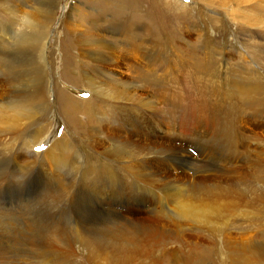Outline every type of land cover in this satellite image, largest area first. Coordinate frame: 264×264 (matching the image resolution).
<instances>
[{"label": "rangeland", "instance_id": "rangeland-1", "mask_svg": "<svg viewBox=\"0 0 264 264\" xmlns=\"http://www.w3.org/2000/svg\"><path fill=\"white\" fill-rule=\"evenodd\" d=\"M39 1L0 0L15 6L20 16L29 15L34 20L45 22L46 19L36 11ZM107 1L60 0L50 28L46 56L56 68L54 77L58 79L61 90L79 100L92 102L90 93L81 91L84 88L80 78L84 71H80L78 65L84 59L79 54L80 37L105 38L112 41L118 52L124 53L127 49V56H122L121 62L111 67L113 74L128 86H140L135 91L141 98L158 99L165 104L164 98L169 96L171 113L174 111L177 115L173 112L170 119H161L164 122L162 126L144 116L147 113L143 109L136 108L139 111L125 114V118L132 120L126 126L118 122L121 125L116 126L118 131L109 129L108 125L112 127L115 123L108 118L98 115L94 118L104 130L125 136L124 129H131L130 125L137 123L132 139L139 137L141 141L159 144L178 157L177 162L171 161L167 167L159 160L150 164L152 168L156 165L155 170H162V175L168 173V176H160L161 180L157 178L161 182L153 180L152 184L159 190H163L166 184V187L173 186L175 195L160 200L156 192L143 193L137 202L132 201L127 207H86L84 211L67 205L46 207L41 194L49 191L50 187L46 184V190L39 188L43 184L38 180V173L28 176L22 180V187L29 207H16L9 202L0 204V264H39L40 256L47 260L55 259L56 256L48 255L42 244L46 227L107 225L116 223L115 220L121 224L124 222L122 225L138 222L135 227H144L151 233L156 230L155 235L152 233L153 241L147 245L150 249L146 246V254L159 251L153 253L155 256L152 258L148 256L149 259H144L146 254L145 257L138 254L141 260L137 257L135 264H175L173 253L191 255L189 264H197L202 258L204 264L247 263L256 258L257 249L264 247V202L254 194L262 183L251 164L259 158L264 163V148L254 145L258 142L264 144V0H140L152 8L149 13L145 5L137 9L117 10L126 12L132 23L147 22L148 30L156 35L154 40L167 62L156 71L159 81L155 86L158 90H152L149 82L142 81L148 71L147 62L134 56L133 48L144 47L145 41H136L135 46L128 45L125 36L124 41L117 34L97 30L94 17ZM133 14L137 20L131 16ZM0 16L8 20L1 11ZM23 27L21 24L18 27L20 35L28 31ZM51 53H54L53 57ZM61 60L68 64L64 70ZM48 72H51L50 110L41 121L47 124L52 120L54 128L50 133L59 136L65 132L66 126L55 102L56 79L50 64ZM138 74L141 79L136 77ZM239 84L244 86L251 104L246 105L238 97L243 89L235 88ZM110 111L105 109L102 112L107 117ZM225 124H230L229 134L232 135L229 138L220 133H225ZM68 136L73 138L71 131ZM78 143L83 154L89 155L85 144ZM236 145L243 150L242 159L235 156ZM37 151L35 148L34 152ZM23 153L21 151L19 160L25 162L29 157ZM91 157L99 158L97 163H101L100 155ZM166 180L172 181L171 184ZM13 193V190L3 187L0 201L9 200ZM151 222L157 223L153 225ZM155 258L158 259L153 262ZM258 260L263 262L264 257L258 256Z\"/></svg>", "mask_w": 264, "mask_h": 264}, {"label": "bare ground", "instance_id": "bare-ground-1", "mask_svg": "<svg viewBox=\"0 0 264 264\" xmlns=\"http://www.w3.org/2000/svg\"><path fill=\"white\" fill-rule=\"evenodd\" d=\"M59 2L60 0L39 1L40 4L36 11L46 19L45 22L34 20L29 15L20 16V11L11 3L0 2V11L5 13L8 19L5 21L0 16V190L5 187L9 191H14L9 200L0 201V204L9 202L16 207H29L28 200L24 195L22 180L37 173L38 180L43 184V187L39 188L46 190V184L50 187L49 191L41 194L46 207L67 205V207H79L80 211H84L86 207H127L129 204L137 202L141 194L148 193L149 195L152 192H156L157 198L160 200L171 198L175 195L173 186L166 187L167 184L164 183L166 184L164 189L159 190L158 186L152 184L153 180L158 182L161 180L160 176H168V173L162 175V170H155L156 165L152 168L153 165L150 164L153 160H159L161 165L167 167L171 161L177 162L178 157L172 155L171 151L166 148H161L159 144L141 141L138 139L139 137L137 140L132 139L133 131L138 127L137 123L131 124L129 130L124 129L126 136L119 133L113 134L114 132L111 133V131H118L116 126L121 127L119 121L123 122L125 126L132 121L130 118H125V114L129 111L131 113L139 111L135 110L136 108L143 109L147 113L144 116H148L156 124L163 126L164 122L161 119H170L174 112L171 113L170 110L172 101L169 96H165V104L161 103L162 100L160 102L158 99L150 101L141 98L135 91L140 86L136 87L134 84L128 86L119 80L113 74L111 67L117 66L121 62L122 56H127V49L124 53L120 50L118 52L111 43L112 41L109 42L105 38L96 36L94 38L83 36L79 41V45H81L80 58L84 59L83 63L78 65V69L84 71V75L80 78L83 82L82 88H84L81 91L89 92L91 95L89 99L92 102L79 100L69 93H64L58 85V79L54 77L56 68L54 69L53 63L49 62V58L46 56L49 32ZM121 2L107 1L106 6L101 8L97 16L94 17V24L100 32L117 34L122 40L125 36L128 45L134 44L135 46L136 41L140 40L146 42L144 47L140 45L141 47L133 48L134 56L147 62L145 65H147L148 71L142 81L149 82V87L152 90H158L155 86L159 81L156 71L167 62L162 55L161 47L154 40L156 35L152 34L153 31L148 30L147 22L132 23L126 12H116L126 8L137 9V7L145 5L149 13L152 8L140 0H122ZM131 16L137 20L136 14ZM20 24L24 25L23 30H28L24 32L25 35H20L21 31H18ZM129 36H131L130 39ZM53 54L51 53L52 57ZM49 64L52 75L56 79L54 81L55 102L66 126L65 132L59 136L50 133V129L54 128L52 120L47 124L41 121L50 110L48 98L51 72H48ZM61 65L63 70L68 67L65 60H61ZM86 67H89V70L86 71ZM136 77L141 79L139 74ZM235 88H243L238 97L244 103L246 102V105L251 104L244 86L239 84ZM105 109L109 111L112 109L107 117L102 112ZM174 113L176 114V112ZM94 115L113 121L114 126L108 125L112 130H104L103 125L94 118ZM83 121L88 124H84ZM169 124L171 123L169 122ZM230 129V124L229 126L225 124L223 127L225 133H220L229 138L232 135L229 134ZM70 131L73 138L68 136ZM78 141L85 144L89 155L83 154ZM254 145H258L257 148H264V144L260 145L259 142ZM35 148H38L37 153L34 152ZM21 151L29 157L25 162L19 160L22 157ZM97 154L100 155V164L97 163L99 158L91 157ZM243 155V150L239 148V145H236L235 156L242 159ZM260 160L259 158L252 163L251 169L255 173H259L258 179L263 187L258 188L254 194L264 202V163ZM163 179L162 183L165 180ZM170 182L172 181L167 183ZM160 186L163 185L160 184ZM37 196L39 195L37 194ZM152 196L154 197V195ZM154 213V215L157 214L156 211ZM115 221L116 223L107 225L84 224L78 226L77 224L76 227L70 225L46 227L42 244L48 255L56 257L47 260L40 256L41 264L137 263L138 254L145 257L146 248L150 249V246L147 245L153 241L156 230L155 233L152 232L153 235L150 230L144 227H135V225H139L138 222L135 225L133 223L122 225L124 222L121 224L120 221L118 224V220ZM156 223L151 222L153 225ZM151 224L150 228H152ZM151 246L153 249V245ZM157 250L147 252L152 254H146L144 259L148 256L154 257L153 253L159 251ZM32 253L37 254V251L32 250ZM257 253L256 258L250 259L247 263L238 261V264H264V261L258 260V256L264 257V247L257 249ZM173 256L175 264L180 262L189 264L188 262L192 259L191 255L181 256V254L173 253ZM139 259L141 260V258ZM157 259H152V261ZM202 259H199L197 264H204L205 260Z\"/></svg>", "mask_w": 264, "mask_h": 264}]
</instances>
